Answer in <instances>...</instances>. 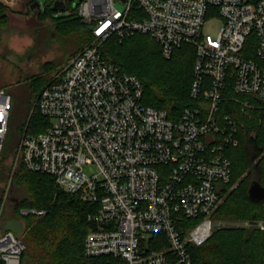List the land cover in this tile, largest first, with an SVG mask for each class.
Returning <instances> with one entry per match:
<instances>
[{
	"label": "built area",
	"instance_id": "obj_1",
	"mask_svg": "<svg viewBox=\"0 0 264 264\" xmlns=\"http://www.w3.org/2000/svg\"><path fill=\"white\" fill-rule=\"evenodd\" d=\"M78 12L94 40L40 90L37 108L48 122L33 133L28 121L15 159L90 204L96 227L85 236L87 256L197 264L189 245L211 236L212 213L232 174L225 151L237 144L236 127L219 113L221 99L234 91L264 100V0H81ZM215 15L218 33L204 32ZM135 33L151 35L166 57L183 44L194 47L196 105L171 117L143 103L141 80L101 51L110 36ZM11 106L0 87V161ZM2 209L0 202V218ZM29 212L44 210H21ZM185 218L196 219L186 231ZM154 234L166 246L154 247ZM24 250L23 236L0 229V264H21Z\"/></svg>",
	"mask_w": 264,
	"mask_h": 264
},
{
	"label": "trees",
	"instance_id": "obj_2",
	"mask_svg": "<svg viewBox=\"0 0 264 264\" xmlns=\"http://www.w3.org/2000/svg\"><path fill=\"white\" fill-rule=\"evenodd\" d=\"M56 1L43 0L42 6L31 13L39 23L50 19L59 36L71 43L68 60L89 45L94 36L79 15V6L71 9L69 1L62 0L63 8L54 9ZM61 11L67 13L54 17L55 12ZM11 26L9 9L0 3V47L4 29ZM101 51L109 62L141 80L144 104L165 109L173 117L185 107L198 103L190 92L195 60L192 45L183 44L166 57L160 44L149 34L135 33L122 39L114 34L102 43ZM0 57L5 58L6 54L0 53ZM64 63L65 60L42 64L40 71L29 75L28 81L21 85L22 100L12 101L13 107L18 108L19 121L14 125L11 110L6 141L14 126L16 143L10 154L5 153L3 146L0 202L6 190L1 184H9L8 197H14V213L26 224L22 235L25 250L21 264H122V259L111 255L90 257L85 254V236L96 227L87 217L91 209L89 203L60 188L53 176L29 170L22 162L15 165L16 148L28 121L27 131L33 133L42 130L48 122L37 108L38 95L45 85V77L48 80L50 72ZM229 93L221 99L219 113L229 116L236 127L237 144L229 145L225 151L232 162V174L224 191L234 181L238 184L229 191L224 203L213 211L211 218L217 223L211 236L202 245L190 244L189 251L197 264H264V228L234 225L243 219H264V199L253 200L248 193L252 179L264 185V100L234 91ZM233 97L242 102L248 99L254 107H244ZM15 188L17 192L11 194ZM23 208L42 209L44 213L22 214ZM195 222L196 219L185 218V231ZM159 238H163L161 245L158 244ZM164 245L163 235L154 234V247ZM171 264L179 263L171 258Z\"/></svg>",
	"mask_w": 264,
	"mask_h": 264
},
{
	"label": "rangeland",
	"instance_id": "obj_3",
	"mask_svg": "<svg viewBox=\"0 0 264 264\" xmlns=\"http://www.w3.org/2000/svg\"><path fill=\"white\" fill-rule=\"evenodd\" d=\"M41 3L43 0H39ZM71 9L78 8L81 0H68ZM67 12H55L54 17L64 16ZM55 20V19H54ZM222 25V19L219 16H209L204 25V32L216 35ZM72 50L71 43L64 40L59 36L58 32L54 28V22L50 19H45V23H39L34 18L28 19L26 23L25 20L18 22L11 27H6L2 33V46L0 47V53H5L6 57H0V87L5 88V90L11 94L12 101H21L22 95V84L28 81L27 77L32 74H36L40 71L42 64L48 62H58L65 60V63L55 69H53L48 80L45 77V85L49 80L62 68L68 65L70 58L67 60V56ZM14 125L18 123V108L13 103L11 106ZM11 116V115H10ZM14 126H12V131L9 140L6 138L4 141L5 153L10 154L11 148L16 143V133L14 131ZM9 132V130H8ZM6 145V146H5ZM20 160L15 159V165L19 164ZM94 166L89 167L86 171H92ZM238 182H233L229 189L223 193L221 199L219 200L217 207H220L228 193L231 189L235 188ZM6 190L4 192L1 204L3 206L2 215L0 218V229L6 231L8 229L12 230L17 235H23L25 231L26 224L14 213L13 202H15L14 197H8L9 184H1ZM13 192H17V189H13ZM18 194V193H16ZM10 195V194H9ZM213 221V226H215V221ZM220 223V222H218ZM237 227H251L256 226L262 228L264 226V219L252 220L243 219L234 222ZM148 240V237H146Z\"/></svg>",
	"mask_w": 264,
	"mask_h": 264
},
{
	"label": "water",
	"instance_id": "obj_4",
	"mask_svg": "<svg viewBox=\"0 0 264 264\" xmlns=\"http://www.w3.org/2000/svg\"><path fill=\"white\" fill-rule=\"evenodd\" d=\"M0 3L9 9L10 25L23 21L29 10L35 11L42 6L39 0H0ZM63 4L62 0H57L53 8H63ZM248 193L253 200H262L264 199V185L258 180L252 179Z\"/></svg>",
	"mask_w": 264,
	"mask_h": 264
},
{
	"label": "flooded vegetation",
	"instance_id": "obj_5",
	"mask_svg": "<svg viewBox=\"0 0 264 264\" xmlns=\"http://www.w3.org/2000/svg\"><path fill=\"white\" fill-rule=\"evenodd\" d=\"M32 12H34V11H32ZM33 16H34L33 13H31V10H29V13L26 14L25 17H24L23 19H24V20L26 21V23H27V22H28V19H30V18H34Z\"/></svg>",
	"mask_w": 264,
	"mask_h": 264
}]
</instances>
